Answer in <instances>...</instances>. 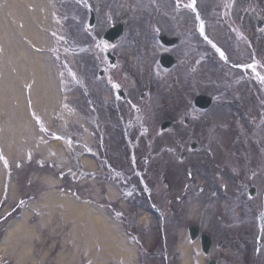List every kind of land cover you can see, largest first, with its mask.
<instances>
[{
	"label": "rangeland",
	"instance_id": "1",
	"mask_svg": "<svg viewBox=\"0 0 264 264\" xmlns=\"http://www.w3.org/2000/svg\"><path fill=\"white\" fill-rule=\"evenodd\" d=\"M91 1L94 28L88 0H0V264H264V0H195L196 9L181 0V99L177 72L159 69L156 122L132 150L115 117L103 128L98 39L108 12L142 34L147 4ZM202 93L216 98L208 110L194 106ZM163 117L172 129L161 130ZM74 203L103 211L126 250L101 235L106 249L94 259L100 236ZM192 225L213 237L209 255L190 239ZM78 230L76 242L69 231Z\"/></svg>",
	"mask_w": 264,
	"mask_h": 264
},
{
	"label": "flooded vegetation",
	"instance_id": "2",
	"mask_svg": "<svg viewBox=\"0 0 264 264\" xmlns=\"http://www.w3.org/2000/svg\"><path fill=\"white\" fill-rule=\"evenodd\" d=\"M144 1L147 4L144 32L141 34L140 25L136 28L132 26L129 32L133 33L134 42L121 45L130 40L126 36L115 42L103 39L98 48V83L102 103L98 102L97 108L110 116L109 120L102 118L103 128L106 129L109 121L115 117L114 123H118L115 126L126 129V134L156 121L159 107L154 97L159 85L155 82V75L159 69L170 72L161 64V58L166 54L177 58L178 65L174 71L178 75L173 81L179 86L181 99V0ZM105 22L107 28L104 33L118 21L106 17ZM163 35L168 36L167 42L162 40ZM111 53L121 60L123 58V62L113 61ZM136 56L142 60L137 62Z\"/></svg>",
	"mask_w": 264,
	"mask_h": 264
},
{
	"label": "bare ground",
	"instance_id": "3",
	"mask_svg": "<svg viewBox=\"0 0 264 264\" xmlns=\"http://www.w3.org/2000/svg\"><path fill=\"white\" fill-rule=\"evenodd\" d=\"M109 187L111 188L110 189V193H111V191L112 192H115V190H114L115 185L113 183H110L109 184ZM66 206L68 207V209L70 211L72 209H74L76 213H79L80 214V219H82L81 221H85L86 215L87 216H90L92 218V224H93L92 227L94 229V232H97L98 231V234L100 236L97 239V241H95L93 243V246H92V251H93V254H94V259L96 257H99L100 256V255H97V253L95 251H100L101 254L103 252H105V249L106 248L101 243V237L103 235H105L106 238H109L110 239L109 241H110L111 245L114 248L118 249L119 251L126 250V243L122 239H120V237H117V232H116L115 227L110 224V221L107 219L108 216H106L103 211L101 212L100 210H97V208L96 207H92V205H80V204L74 203L73 205H66ZM49 208H51V211L54 210V208H52L51 206ZM70 219H71V215L70 214H66L65 217H64V219H63V221H64L65 224H69V223H72L73 222V220L72 219L70 220ZM40 224H41V228H43L42 230L49 231V227H48L47 221L44 220V222H40ZM29 227H30V225H28L26 223L24 224V222H22V225H21V223H18V225H16V228H18L20 230H25V228H28L29 229V232H32L34 230L33 227H31V228H29ZM85 231H86V228H85ZM84 233H82L79 230H78V233H73L72 231H69L70 237H72V239H74L76 242L78 240H82V236L84 235ZM32 242H33V238H32V235L30 233V235L29 234L27 235V239L25 240L24 243L31 244ZM28 250H29L28 248L25 250V251H27V253H26L27 257L30 254L28 252ZM93 254L91 256H93ZM26 255H25V257H26Z\"/></svg>",
	"mask_w": 264,
	"mask_h": 264
},
{
	"label": "water",
	"instance_id": "4",
	"mask_svg": "<svg viewBox=\"0 0 264 264\" xmlns=\"http://www.w3.org/2000/svg\"><path fill=\"white\" fill-rule=\"evenodd\" d=\"M112 33H116V34H111V35H116L119 36L121 35L120 31H113ZM165 64H167L169 67L173 66V64L175 63L173 61V59L170 58H164ZM213 103V99L210 96L207 95H199L196 98V105L198 107H201L203 109L205 108H209ZM170 125V124H167ZM167 125H165L164 127H167ZM190 233H191V238L193 240L197 239L200 236V229L197 226H191L190 227ZM202 244H203V250L205 251V253H209V251L211 250V245H212V240L211 237L207 234H203L202 235ZM210 264H216V261L213 260L211 261Z\"/></svg>",
	"mask_w": 264,
	"mask_h": 264
}]
</instances>
